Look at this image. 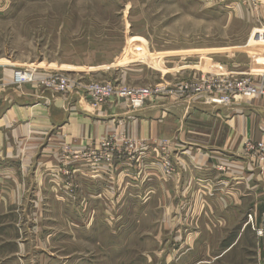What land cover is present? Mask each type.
Instances as JSON below:
<instances>
[{"label":"crops","instance_id":"crops-1","mask_svg":"<svg viewBox=\"0 0 264 264\" xmlns=\"http://www.w3.org/2000/svg\"><path fill=\"white\" fill-rule=\"evenodd\" d=\"M226 1L202 0L216 4ZM256 4L261 7L262 0H256ZM254 18L257 16L253 23ZM258 33L264 35V29L253 30V41L248 46L259 44ZM242 54L236 50L207 67L216 74L241 76L252 69ZM201 66L187 64L174 75L167 69L160 75L155 73L158 81L154 84L137 87L170 85L210 73ZM54 70L84 76L95 71L90 67ZM258 74L253 72V77ZM11 76L4 74L0 79V264H86L78 252H51L52 244L72 242L66 235L47 233L23 238L20 258L17 251L2 249L4 243H19L17 236L12 239L2 234V228L6 232L18 229L19 215L24 225L30 223L36 229L54 222L49 214L50 195L58 199L63 196L57 210L90 212L91 216L112 210L115 195H136L138 203L128 207L142 217L151 213L156 221L155 239L170 238L167 233L174 229L171 238L176 242L239 244L248 238L250 243L260 242L261 252L256 259L264 260V236L257 238L253 231L254 227L264 229V160L255 164L246 150L248 143L264 146V101L212 106L202 99L157 97L134 112L124 105H106L93 111L80 93H41L29 85L2 88L1 82H11ZM106 137H111L118 149L110 165L77 160L65 151L98 148ZM124 138L142 145L136 153L127 152ZM162 141L169 143L166 153L174 167L169 178L164 177L161 167L164 153L155 146ZM68 195L78 202L68 204ZM126 207L124 204V211ZM157 220L163 225H157ZM73 223L76 229L77 220ZM151 226L145 221L138 233L146 228L151 233ZM130 227L125 225L123 229ZM72 237L77 242L81 236L75 232ZM127 238L124 236L122 242H137ZM114 239L118 242L117 237ZM221 249L208 252L204 259L209 264L224 263L225 251Z\"/></svg>","mask_w":264,"mask_h":264},{"label":"rangeland","instance_id":"rangeland-1","mask_svg":"<svg viewBox=\"0 0 264 264\" xmlns=\"http://www.w3.org/2000/svg\"><path fill=\"white\" fill-rule=\"evenodd\" d=\"M262 3L260 7L256 0H227L220 4L202 0H0V79L20 69L70 75L54 69L90 67L95 70L90 76L71 75L84 82L148 85L158 81L155 73L160 75L170 69L174 75L187 64H201V68L214 73L210 64L236 50L242 51L240 56L252 65L251 71L243 75L253 77V72H264V35L258 33L259 44L248 46L253 41V30L264 29V0ZM1 86L16 88L10 82H1ZM65 151L71 156L78 153L74 148ZM66 198L68 204L78 202L72 195ZM60 199L52 195L47 199L54 221L49 227L24 225L19 215L18 229L6 232L2 228L6 238L17 236L19 240L18 244H2V249L17 251L20 258L23 238L49 233L69 236L72 241L50 242L51 252H78L86 264H209L204 256L219 252L216 250L220 246L224 249L220 251H225L221 264H264V260L256 259L261 252L260 242L250 243L248 238L239 244L176 242L171 238L175 236L174 229L167 233L170 238L155 239L156 221L151 213L142 217L128 207L138 203L136 195H115L112 210L94 212L92 216L90 212L57 210ZM74 220L80 224H75L76 229ZM145 221L148 227L152 225L151 233L147 228L138 233ZM157 223L163 225V221ZM125 225L131 227L123 229ZM258 230L264 229L254 227L256 237L261 238L256 234ZM75 232L81 236L77 242L71 239ZM122 236L137 242H122Z\"/></svg>","mask_w":264,"mask_h":264},{"label":"built area","instance_id":"built-area-1","mask_svg":"<svg viewBox=\"0 0 264 264\" xmlns=\"http://www.w3.org/2000/svg\"><path fill=\"white\" fill-rule=\"evenodd\" d=\"M71 74H43L36 68L20 69L13 71L10 84L18 88L29 85L33 90L41 93L52 92L64 96L80 93L93 111H98L106 105L112 107L124 105L128 111L134 112L157 97H174L180 100L202 99L212 106H226L253 99L264 101V72L256 77L202 73L198 77L181 79L170 85L156 84L153 87L126 86L112 81L84 82ZM111 140V137H106L99 143L98 148L81 150L74 155V158L87 160L96 165L101 163L110 165L113 152L118 150ZM168 144V141L155 144L158 151L164 153L161 167L165 178L171 177L174 172L170 156L166 153ZM140 145L142 144L139 142L127 140L124 144L125 151L136 153ZM246 150L250 152L255 164L264 160V146L261 143H248ZM67 185L71 187L70 183ZM263 232L258 230L256 234L262 237Z\"/></svg>","mask_w":264,"mask_h":264}]
</instances>
